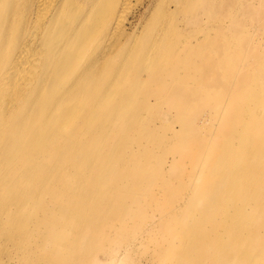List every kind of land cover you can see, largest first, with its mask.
Segmentation results:
<instances>
[{"label": "bare ground", "instance_id": "obj_1", "mask_svg": "<svg viewBox=\"0 0 264 264\" xmlns=\"http://www.w3.org/2000/svg\"><path fill=\"white\" fill-rule=\"evenodd\" d=\"M132 2L0 0V264L13 248L18 264H69L81 235L104 240L100 264H144L140 247L153 264H264V55L248 24L264 22V0H152L151 28L161 14L165 25L144 49L145 27L128 31ZM195 14L221 31H186L212 46L170 57L202 80L177 85L169 108L205 100L207 112L158 136L147 123L165 73L150 71L162 82L149 92L140 72L185 34L172 19ZM155 140L175 157L156 169Z\"/></svg>", "mask_w": 264, "mask_h": 264}, {"label": "rangeland", "instance_id": "obj_2", "mask_svg": "<svg viewBox=\"0 0 264 264\" xmlns=\"http://www.w3.org/2000/svg\"><path fill=\"white\" fill-rule=\"evenodd\" d=\"M135 1H137V2H135ZM150 1L152 2V0H147L145 3L142 4L138 0H133L132 12L129 16V23L127 25L129 33H132V36L136 35L138 37L141 36V34L137 35V33L140 31L141 28L145 27V33L142 35L143 40H141V42L143 44H145L143 46V49L147 48V46H149L151 44L152 36H153V38H155V35L157 34L158 26H160V28H161L162 26L164 27V25H165V21L163 23L164 15L161 14V15H159V16H161L159 20H154L157 22V24H156L157 29L151 28V25L149 23L150 20L152 19V17H150L151 13H152V7L150 6V3H151ZM138 4H140V5H138ZM153 4L155 6L156 2H154ZM192 11L196 12V13L198 12L196 9L192 10ZM239 16H240V13L237 12L236 10H233L232 13L230 14V18L227 21H223V24H227V26L230 27L234 23L233 20H235ZM215 17L218 19L219 14L218 13L215 14ZM188 18L191 22L187 25L183 23V20L185 19L183 17H180L178 19V21H176L177 18L172 19L175 24L177 22V25L179 27L180 32H182V34L184 32L185 34H183L179 38V41L177 40L175 42V44L173 45V50L169 55L166 56L164 54L162 57L157 58L156 63L151 62L149 64L150 67L152 64L156 65V67L153 66V68H152L153 70L149 69V72H148V69H145V70H142L140 72V74L142 76L141 78L145 79L147 77L146 78L147 80H145V81H146V84L148 85L149 92L151 91L150 90L151 88H153V87L156 88V86H158L157 85L158 81L162 82V80H155V78L150 77V71H154L152 73L155 74L157 70L161 71V73L163 70V73H165L164 74V85H163L164 86V92L161 94L163 98L157 100V106L160 109H158V108L155 109L154 115L152 114V112L149 114V116H148L149 123H147V126L150 129L149 132H152L153 134H157L158 136H162V137H164L165 134H170L171 128H173V129L178 128L176 121H179L182 118H184V120L186 121L188 118H190V116L192 117V115L195 113H197V115L199 114L198 116H202L207 112V110L205 108V100H200L196 104L197 106H195L194 108H192L193 104L191 106H188V108L186 110H185V106L182 107V110L183 111L185 110L184 113H182V114L177 112V108H172V109L169 108V106H170L169 101L170 100H176V97H179L178 94L176 93V90H175V88H177L176 87L177 85L180 84L182 86L190 85L193 87L194 86L197 87V85L199 84V81L202 80L201 73H198L199 71L192 72V71H189L188 69H180V70L176 71V69H173V67L170 66V63L172 61L170 59V57L174 54V58H176L175 57L176 52L186 51L187 48H189L193 51H196L199 48L204 53V51H203L204 48L207 51L212 46V44L211 45H204V44L199 45V44L191 42L190 40H186L188 38V37H186V31L198 32V33H200V36H203V33L205 31V32L210 33L211 36H214L215 38L217 37L216 35L218 33H220V31H221V27L218 24L208 27V25H207V20H208L207 18L208 17L207 18L204 17V19H206V21L204 23H198L197 22L198 17L196 14L192 15V16H188ZM173 21L171 22V26L173 24ZM260 22L262 23L263 21H261V20L251 21L250 20V22L248 24L251 25L249 29H250V32L255 36V38H256L255 40L260 41L259 48H262V50H260V54H261V56H263L264 55V45H263L264 44V22L262 23L263 25L259 24ZM222 33L228 35L229 31H228V29H223ZM231 47H232V45H231ZM254 54L250 55V57H252L253 59L256 58V55H254ZM211 57H214V56H211ZM163 73H162V75H163ZM160 79H162V76ZM200 88H202V91L206 90L205 88H203L202 85H200ZM156 89H158V88H156ZM159 92H161V91H159ZM152 95L158 97V93L152 92ZM221 95L218 94V96H221ZM224 96H222V97H224ZM203 99H205V98H203ZM180 101H181V103H183L185 105L184 100H180ZM188 103L191 104L192 102H188ZM166 111H169V113L171 115L169 117H172V118L166 120L164 123V126L159 127L162 123L161 120L164 121V119L166 117ZM139 113L140 112H138V114ZM161 115H162V117H161ZM217 115L218 114H216V116ZM219 118L221 121L223 120L222 116ZM171 121L174 122V124H172ZM170 124H172L174 127H171ZM217 124H218V120H217ZM234 126L237 127L238 122ZM141 127H142L141 129H143V126H141ZM213 127H214V125H213ZM148 128L145 129V132H147V133H148ZM152 137H154V136H152ZM168 141L170 142V140H168ZM168 141L163 140L162 142H158L155 140V141L151 142L152 145H150V146L153 148L151 163H152V167L154 169L158 168V166H160V165H164V161L172 160V158H175V157H173L174 153L172 151L168 150V147L170 146V143ZM129 166H132V165H129ZM136 181H137V179H136ZM124 183H125V186H128L129 184H131L132 202L134 203V196L138 195L142 191L141 190L138 191V188L134 189V181L131 178L125 179ZM137 183H138V181H137ZM137 183H136V186H137ZM122 187H124V186H122ZM143 191H144L143 193L146 192V190H143ZM157 192H158V189H156L154 191V194ZM147 198L149 199L148 201H146V198H144L142 201L145 203H150L152 198L151 197H147ZM49 201H50V199L48 197H44V204H42L41 206H45V203H49ZM126 202H128V200ZM124 204H122V205H124ZM54 228H55V226H54ZM39 229L45 230V232L50 231V229L46 230L45 228H39ZM50 232H53V230H51ZM83 236L84 235H81L80 237H78L76 239L74 237L72 238V242H75L77 244V246L71 251L72 256L69 257V260H68L69 264H97V262H98V264H100V262L103 261V257H104V254L102 253V246H104L103 245L104 240H103V242H101V240H100V242H98L99 240L98 241H92L90 238L83 237ZM57 237H60V231L57 233ZM124 239H125L124 240L125 242H124L123 246H126V237H124ZM84 241H85V243H84ZM99 247H100V255L98 254ZM95 248H96V253L94 251ZM139 250L141 252L139 251L138 252L139 255H137V256H140V258L142 259L143 262L146 261L147 260L146 258H148V255H149V254H146V247L144 249L142 247H140ZM88 252H90V254H87ZM17 253H18L17 250L15 248H13L11 251V259L9 256V262H11V264H18L19 258H22V252H19L18 255H17ZM96 258H97V260H96ZM31 259H33V261L36 262V258L32 257V254L30 255V260ZM22 262H23V260H22Z\"/></svg>", "mask_w": 264, "mask_h": 264}, {"label": "crops", "instance_id": "obj_3", "mask_svg": "<svg viewBox=\"0 0 264 264\" xmlns=\"http://www.w3.org/2000/svg\"><path fill=\"white\" fill-rule=\"evenodd\" d=\"M139 251H140L139 249H137V250H133L134 254H138ZM147 259H148V260H146V261H144V262L142 261V262H143L144 264H153V259H152L151 255H149Z\"/></svg>", "mask_w": 264, "mask_h": 264}]
</instances>
